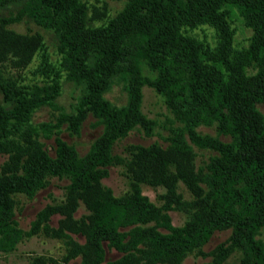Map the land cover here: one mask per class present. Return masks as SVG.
<instances>
[{
	"label": "trees",
	"instance_id": "obj_1",
	"mask_svg": "<svg viewBox=\"0 0 264 264\" xmlns=\"http://www.w3.org/2000/svg\"><path fill=\"white\" fill-rule=\"evenodd\" d=\"M2 8L8 12L0 15V63L24 66L42 41L37 32L5 24L28 19L51 30L65 77L79 91L68 124L76 131L90 113L100 132L80 154L59 128L31 125L34 108L54 105L57 79L17 87L0 71V152L7 154L0 164V253L13 250L41 222L47 230L49 214L59 211L64 216L55 234L65 235L64 228L85 237L77 249L92 258L82 264H178L223 228L230 231L211 250L214 264L234 250L238 264H264V0H126L98 23L93 20L104 11L93 6L88 12L82 0H0ZM235 18L250 29L244 44L233 41ZM202 24L213 29L211 43L190 32ZM113 83L126 92L123 104L104 96ZM142 85L163 97L181 127L164 144L129 143L124 154L114 152L115 140L145 121ZM40 133L52 137L53 154L37 140ZM193 147L206 151L197 167ZM109 165H122L128 178L129 190L121 195L101 183ZM47 175L68 179L64 200L39 210L23 229L14 218L13 194L32 197ZM178 181L198 207L174 225L168 210L181 202ZM140 183L162 186L164 201L152 203ZM78 201L88 213L72 221ZM104 243L120 255L104 260ZM30 264L46 260L37 255Z\"/></svg>",
	"mask_w": 264,
	"mask_h": 264
},
{
	"label": "rangeland",
	"instance_id": "obj_2",
	"mask_svg": "<svg viewBox=\"0 0 264 264\" xmlns=\"http://www.w3.org/2000/svg\"><path fill=\"white\" fill-rule=\"evenodd\" d=\"M88 7V12L93 6L103 10L105 15L100 19L93 20V23L107 20L118 12L126 0H82ZM6 8L0 9V15L7 14ZM234 27L233 41L240 45L246 42L250 29L244 26L237 18L233 19ZM20 33H34L41 35L42 41L40 47L33 53L31 59L22 67L10 66L7 62L0 63V71L8 75L16 82L17 87L27 84H44L51 82L56 78L59 85V92L54 99V105L42 104L34 108L29 117V123L35 127L41 128L40 124L46 123V126L52 132L56 128L60 129L59 136L66 142L72 143L78 153L83 154L87 151L90 142L99 134L100 125L96 124L93 116L87 113L81 120L78 128L74 131L68 124L69 116L75 112L74 104L78 97V88L73 82L65 77V72L61 65V56L54 46L53 33L49 29H44L28 19H21L17 22L5 24ZM198 38L207 40L209 43L213 40V29L209 25L202 24L190 30ZM104 96L112 103L123 104L126 100V92L118 83L112 86L104 93ZM1 100V94H0ZM5 107L10 103L3 102ZM264 110L263 105H259ZM139 110L145 118L144 122L136 123L122 137L115 140L112 145V151L124 154L126 146L129 143L147 144L151 141H157L164 144L165 137L178 131L181 123L174 119L172 112L165 104L163 97L148 85L141 86V97ZM58 124V126L56 125ZM61 124V125H59ZM198 130L207 133H214L210 126L199 125ZM47 147L48 153L53 154L52 137H44L40 133L37 137ZM196 156L194 166L197 167L204 162L206 151L193 147ZM7 159V154L0 152V164ZM47 184L35 191L32 197L17 192L13 194L14 218L18 226L23 229L29 227L30 221L35 218L37 212L45 206H55L64 200L66 177H57L56 175H47ZM101 183L111 189L114 195H121L129 190L128 178L124 173L122 165H109L108 173L101 178ZM141 192L155 205H160L164 198L161 194L164 192L162 186H151L146 183H140ZM177 192L180 193L181 202L176 208L168 210L170 221L174 225H181L191 215V212L198 207V202L194 196L185 187L183 182H177ZM88 210L78 201L75 209L71 213V220H80L85 217ZM64 214L59 211H53L49 214L46 224L49 226L44 230L40 223L39 229L29 236H23L15 245L14 249L0 253V264H30L34 256H43L46 264H82V260L89 261L92 257L84 249H77L78 245L85 244V237L79 232L64 229L65 235L55 234L54 230L59 225V221ZM229 228L216 229L210 235L206 242L194 247L188 251L178 262V264H214L215 255L211 250L216 244L224 240L229 234ZM259 236L264 240V227L261 228ZM84 246V245H83ZM76 249V250H75ZM113 247H108L104 243V260L113 259L120 255ZM239 251L234 250L225 256L219 264H238ZM104 264V261L100 262ZM164 264V263H157Z\"/></svg>",
	"mask_w": 264,
	"mask_h": 264
}]
</instances>
